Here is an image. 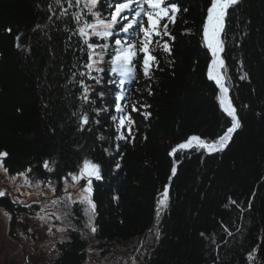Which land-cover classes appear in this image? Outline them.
<instances>
[{"label": "trees", "instance_id": "trees-1", "mask_svg": "<svg viewBox=\"0 0 264 264\" xmlns=\"http://www.w3.org/2000/svg\"><path fill=\"white\" fill-rule=\"evenodd\" d=\"M174 2L181 11L169 26L175 37L172 54L155 53L160 66L154 78L145 80L138 71V83L126 85L129 104H147L141 111L151 113L147 120L132 113L135 139L128 142L115 139L110 117L116 115L118 88L107 84L108 75L96 91L110 89L111 94L92 99L96 108L109 112L89 113L100 124L80 131L72 115L80 110V90L68 80L76 57L83 54L76 47L78 38L68 41L63 30L75 27L71 17L53 16V0H0V152L8 153L4 166L11 174L31 168L32 179L51 180L60 187L62 177L78 173L85 158L100 164L104 178L93 183L96 236L105 248L129 249L135 241H151L141 264H264V0H241L229 9L226 21L222 55L241 128L223 152L209 155L192 149L175 156L179 165L170 184L169 207L160 218L159 239L153 231L157 200L169 184L173 147L192 135L215 140L230 126L216 99L218 87L207 78L211 57L201 42L210 0ZM66 44L72 47L66 50ZM244 73L248 77L241 80ZM101 135L104 140L98 139ZM44 161L53 172L44 169ZM229 197L236 204H229ZM0 206L25 212L7 198ZM73 215L69 238L55 245L54 256L44 264L86 263L88 244L77 206ZM253 249L255 259L249 261Z\"/></svg>", "mask_w": 264, "mask_h": 264}, {"label": "snow or ice", "instance_id": "snow-or-ice-1", "mask_svg": "<svg viewBox=\"0 0 264 264\" xmlns=\"http://www.w3.org/2000/svg\"><path fill=\"white\" fill-rule=\"evenodd\" d=\"M241 0H210V4L206 9V16L202 24V45L210 53V63L207 66V78L214 81L219 92L216 96L217 102L221 111L230 118V126L226 128L222 135H219L215 140H207L197 135H192L187 140L179 143L169 153L170 156H176L178 152L195 149L196 151L204 150L211 155L217 152H223L233 139L234 133L241 128V121L237 114V109L234 106L229 95L230 88L228 81L231 77L228 75V68L223 53L226 50L227 31L226 21L229 16V9L239 5ZM65 5H67L65 7ZM107 8L109 11H103ZM76 9L75 11H70ZM58 10V14H57ZM49 11L57 19L70 16L75 27H65L63 30L68 32V41H71L73 36L77 37L76 47L83 54L77 56L72 65L71 77L68 80L69 84H76L79 87V95L77 99L81 101L80 110L73 112L72 115L77 117L78 128L80 131L85 130V126L89 124H100V120H90L89 113H94L100 116L102 113H108L107 107L96 108V100L92 99L93 95L99 99H105L106 94H111V90L96 91L97 86L103 85L104 75H108L107 84L116 85L118 91L114 97V111L116 115H111L117 135V141L132 142L135 139L134 129L135 120L132 117L133 112H139L145 120L151 113L141 111L150 107L147 104L140 105L137 108L136 104H129V90L126 85H131L136 80L138 71L143 73L145 80L154 78V69H159L160 61L157 58L158 51L172 54L170 42L175 40L169 30V26H174L180 13V5L174 0H53V4L49 5ZM187 12L188 9H184ZM52 20V16H49ZM163 21V23H161ZM39 27V25L37 26ZM11 31V29H7ZM165 37L168 39L166 40ZM19 41L20 37H16ZM17 47H20L17 44ZM66 50L72 47L71 44H66ZM106 57L108 59L106 60ZM142 57V59H141ZM107 64L105 68L102 65ZM137 64L140 65L139 69ZM82 69V70H81ZM79 77V79H77ZM248 74L244 73L240 76L241 80L247 79ZM91 81L92 83H89ZM148 94L151 95L149 87ZM85 106L87 110H85ZM131 108L129 112L128 109ZM91 131V128H88ZM100 140L105 138L101 135ZM119 145H117V148ZM107 151V149H105ZM7 152H0V172L3 173L6 179L15 181L17 177L22 178L21 187L40 188L41 184L49 188L53 194L56 193V187L53 181L35 182L30 179L28 173L31 168L24 172H18L15 175H9V170L4 166V158L7 157ZM52 163H55L54 161ZM174 161L169 176V184L165 185L160 197L157 200L156 220L159 221L162 214L166 212L169 206V188L172 178L177 173L176 164ZM43 167L47 172H53L54 168L49 161H44ZM120 163L117 162L115 168L119 170ZM69 177L71 184H69ZM101 166L90 159L85 158L82 165L79 167L78 173H68L62 177L64 181V195L51 199L48 203L40 208L36 213V217L47 222L49 219L61 220L70 216L73 205L79 204L84 206V214L88 217L86 227L95 234L97 228L94 224V218L97 215V205L93 199V181L103 180ZM86 181L80 185L81 181ZM80 185L79 193L76 198L73 193L69 192V187ZM20 191V188H17ZM9 195L6 189H0V198ZM21 195L30 196V192H22ZM47 200V195L43 191L37 194ZM13 204H22L24 207L31 208V204H26L19 197L13 199ZM32 203H39L33 201ZM60 204L64 205L65 211L61 214L48 211L49 207H57ZM229 204H236V201L229 197ZM228 205H225L227 207ZM239 207V205H237ZM248 207H251L249 203ZM2 214L8 220L12 219L11 214L0 209ZM52 227L49 226L48 233H52ZM59 232H64L67 229L64 227L56 229ZM225 231L229 236L231 232L225 227ZM156 238L159 239V228L155 229ZM201 235H204L201 233ZM253 249L252 253L248 254V260L255 259ZM135 264V262H133Z\"/></svg>", "mask_w": 264, "mask_h": 264}, {"label": "rangeland", "instance_id": "rangeland-1", "mask_svg": "<svg viewBox=\"0 0 264 264\" xmlns=\"http://www.w3.org/2000/svg\"><path fill=\"white\" fill-rule=\"evenodd\" d=\"M9 175H15L9 173ZM30 179L35 185L36 179ZM47 181V180H39ZM86 181H81L80 185L85 184ZM69 184H71V179L69 177ZM22 178L17 177L13 182L6 179L2 172H0V189H6L9 195L3 198L11 200L19 197L20 200L24 201L26 204H31V208L24 207L22 204H13L16 207L21 206L25 212L17 213L13 210L6 209L12 219L8 220L2 214H0V264H44L50 258L51 252L53 253L56 249L55 245L66 241L69 238V233L73 230L74 221V207H78L83 215L84 223L81 224V229L83 236L87 240L88 248L86 249V263L85 264H137L139 261L142 262V258L149 255L147 248L151 241H145L143 239L133 242L129 249L122 246H113L105 248L101 241L98 240L96 233L93 234L89 228L86 227L88 222V217L84 214V206L76 204L71 208V215L64 218L63 221L49 219L47 222L42 221L36 217V213L40 211V208L44 204L48 203L51 199H55L58 196L64 195V181L60 187L55 185L56 193L53 194L51 190L41 184L40 188L33 187H21ZM80 185L75 187H69L68 191L73 193V197L76 198L80 190ZM20 191H17V188ZM43 191L47 195V200L43 197L38 196L39 192ZM22 192H30V196L21 195ZM3 198H0L3 199ZM33 201H39V203H32ZM170 204V199H169ZM169 207V206H168ZM0 209L5 208L0 206ZM48 211L57 212L61 214L64 209V205L60 204L57 207H49ZM17 213V214H15ZM153 225V231L159 228V233L161 232L160 220ZM15 223V226L13 224ZM15 229L16 238H13L12 234H9V228ZM49 226L52 227V233H48ZM64 227L67 230L64 232H59L56 229ZM54 255H52L53 257Z\"/></svg>", "mask_w": 264, "mask_h": 264}, {"label": "bare ground", "instance_id": "bare-ground-1", "mask_svg": "<svg viewBox=\"0 0 264 264\" xmlns=\"http://www.w3.org/2000/svg\"><path fill=\"white\" fill-rule=\"evenodd\" d=\"M133 85V84H132ZM181 143V142H180ZM178 145V144H177ZM190 151V150H188ZM188 151H182V152H178L177 154H182V153H185V152H188ZM214 154V153H213ZM175 157V156H174ZM15 211V210H14ZM154 229V228H153ZM52 256V252H51V255L50 257ZM145 257L142 258V262L144 261ZM141 261H139L137 264H141L142 263Z\"/></svg>", "mask_w": 264, "mask_h": 264}, {"label": "water", "instance_id": "water-1", "mask_svg": "<svg viewBox=\"0 0 264 264\" xmlns=\"http://www.w3.org/2000/svg\"><path fill=\"white\" fill-rule=\"evenodd\" d=\"M179 163L176 164V167H178Z\"/></svg>", "mask_w": 264, "mask_h": 264}]
</instances>
